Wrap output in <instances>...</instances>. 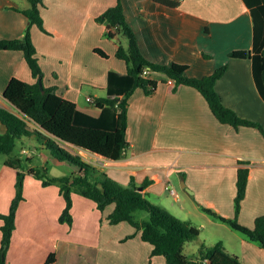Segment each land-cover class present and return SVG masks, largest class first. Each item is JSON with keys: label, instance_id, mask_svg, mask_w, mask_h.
I'll return each mask as SVG.
<instances>
[{"label": "crops", "instance_id": "0c3cea01", "mask_svg": "<svg viewBox=\"0 0 264 264\" xmlns=\"http://www.w3.org/2000/svg\"><path fill=\"white\" fill-rule=\"evenodd\" d=\"M116 3L44 0L41 11L48 32L32 26L43 84L56 87L59 94L77 103L78 124L106 129L120 125L116 108L96 105L97 98L123 97L132 86L127 63L116 55L119 44L127 47L128 39L108 37L107 24L97 20ZM29 6L30 0H0V40L24 36L29 18L22 10ZM123 6L143 54L151 61L188 64L187 73L194 77L212 74L228 64L216 83L223 103L243 118L260 122L263 130L222 123L199 90L187 85L174 90L165 74L152 72L159 80L155 92L147 94L139 87L129 98V146L124 157L114 160L84 149L79 152L116 182L129 185L134 180L150 201L201 227L200 235L208 226L213 228L217 236L201 239L204 242L221 240L245 264H264L260 244L203 210L205 206L234 217L238 170L247 166L249 183L239 220L253 227L264 214V98L255 80L253 60L230 57L234 50L254 46L251 8L245 0H181L177 7L157 0H123ZM13 77L31 83L37 80L23 51L0 49V105L11 110L15 106L4 91ZM86 87L92 93L87 94ZM6 130L0 122V132ZM6 160L0 168V214L9 212L16 195L17 170ZM73 198L74 224L70 226L59 220L66 205L60 187L44 186L27 173L25 199L7 252L10 264H43L62 243L71 258L75 254L77 258L70 261L77 264L81 252H95L101 264H168L165 256H152L153 245L132 224L109 222L112 205L103 214L93 200L77 192ZM2 223L0 218V251ZM133 233L134 237L124 240Z\"/></svg>", "mask_w": 264, "mask_h": 264}, {"label": "trees", "instance_id": "16d2710c", "mask_svg": "<svg viewBox=\"0 0 264 264\" xmlns=\"http://www.w3.org/2000/svg\"><path fill=\"white\" fill-rule=\"evenodd\" d=\"M157 1L172 7L181 4V0ZM245 2L251 8L254 17V46L252 49L234 50L230 53V57L253 60L255 80L264 98V0H245ZM43 5L44 0H30V6L22 10L29 18V25L23 37L0 40V49L24 52L33 76L37 79L36 82L31 83L19 77H13L4 91V96L20 112L0 105V122L7 128L5 132H0V155L11 154L16 148L18 139L24 136H35L51 150L55 158L70 162L78 168V171L71 175L51 176L47 168H24L21 157H10L6 160L5 163L8 166L17 170V182L16 195L9 212L0 214L3 221L0 264H10L7 260V252L17 227L19 206L25 199L27 173L41 180L44 186L55 184L60 187V192L66 201L59 218L62 223H68L70 226L74 224L73 193L77 192L93 200L103 214L111 205H114L113 210L107 215L109 222L119 224L126 221L132 224L136 232L141 231L142 239L153 245L152 256L163 255L168 264H245L239 255L229 252L221 240L214 244L202 242L198 253L189 256L185 252V246L189 240L200 236L198 226L150 201L146 194L139 190L134 180L129 185L120 184L113 180L106 170L85 159L80 152H72L67 147L73 146L78 151L84 149L114 160L124 157L129 146L127 138L129 98L139 87L143 88L147 94L155 92L159 80L152 77V72L165 74L166 80L172 79L174 90L183 85L199 90L222 123L237 128L252 126L263 130L260 122L243 118L223 103L216 89V83L227 71L229 65L220 66L212 74L194 77L187 73L188 64L180 62L163 64L151 61L143 54L137 34L127 21L123 0H117V3L109 7L97 20L107 24L108 37L117 38L123 35L128 39V46L125 47L120 43L116 55L127 63L132 86L123 97L97 98L96 105L99 107L110 105L116 108L121 116L120 125L116 129H106L78 124L77 103L59 94L56 87L42 88L40 86L39 81L43 78L44 71L33 40L32 26L37 25L48 32L41 11ZM96 51L106 56L104 51L100 49ZM205 56L210 57L208 54ZM241 163L248 162L241 160ZM249 173V167H239L234 217L224 216L205 206L203 210L214 218L228 223L249 240L257 242L264 248V214L256 218L253 227L244 225L239 220L243 201L247 195ZM142 186L145 187L146 183ZM140 210L148 211L150 218H137L136 213ZM135 234L126 236L124 240L134 237ZM71 256L62 243L59 249L49 254L43 264H77L70 261ZM78 256L81 257L78 264H101L96 260L95 252L92 255L81 252ZM72 258H77L74 253ZM148 264H151V261Z\"/></svg>", "mask_w": 264, "mask_h": 264}, {"label": "rangeland", "instance_id": "374dc122", "mask_svg": "<svg viewBox=\"0 0 264 264\" xmlns=\"http://www.w3.org/2000/svg\"><path fill=\"white\" fill-rule=\"evenodd\" d=\"M121 39H125V42L127 41V38L123 35L121 36ZM88 89H89L88 87L85 88L87 94L92 93V91L90 90L88 92L87 91ZM102 94H106V93H102ZM11 108L13 109V111H17L18 113L20 112L15 107H11ZM67 147L72 152H79L78 149L73 146H67ZM24 149L26 151H24ZM10 157H21L23 159L24 168H28L30 166H35L38 168H47L51 176L71 175L74 174V172L77 173L78 171V168H76V166L71 164L70 162L60 161L59 159L55 158L51 150L48 149L46 146H44L43 143L35 136H24L22 139H18L16 148L11 154H1L0 168L2 167L4 161ZM28 192L30 195H33V190H29ZM112 206L114 207V205ZM136 216L139 219L142 218L148 219L150 218V213L146 210H140L137 212ZM35 225L36 227H41L42 223L41 225L38 224ZM215 234L216 233H214L213 228L208 226V228L204 232H202L200 236L195 237L187 242L185 252L189 255H194L199 251L201 243L204 242L201 239L207 237L210 240L212 236H217ZM216 242L212 241V243H208V244H214ZM38 249L40 251V247ZM40 255L41 254L39 252L37 254V259L40 258Z\"/></svg>", "mask_w": 264, "mask_h": 264}, {"label": "water", "instance_id": "95a60500", "mask_svg": "<svg viewBox=\"0 0 264 264\" xmlns=\"http://www.w3.org/2000/svg\"><path fill=\"white\" fill-rule=\"evenodd\" d=\"M39 82H40V86L43 88L44 87L43 80L41 79ZM139 190H143V187H140Z\"/></svg>", "mask_w": 264, "mask_h": 264}, {"label": "built area", "instance_id": "2783aa9c", "mask_svg": "<svg viewBox=\"0 0 264 264\" xmlns=\"http://www.w3.org/2000/svg\"><path fill=\"white\" fill-rule=\"evenodd\" d=\"M147 70L149 71L150 69L148 68ZM169 82L170 83H173L174 81L172 79H169ZM88 99L93 101V98L92 97H89ZM24 151H26V150L24 149Z\"/></svg>", "mask_w": 264, "mask_h": 264}, {"label": "bare ground", "instance_id": "6f19581e", "mask_svg": "<svg viewBox=\"0 0 264 264\" xmlns=\"http://www.w3.org/2000/svg\"><path fill=\"white\" fill-rule=\"evenodd\" d=\"M83 151V150H82ZM85 153V152H84ZM100 157V156H99Z\"/></svg>", "mask_w": 264, "mask_h": 264}]
</instances>
